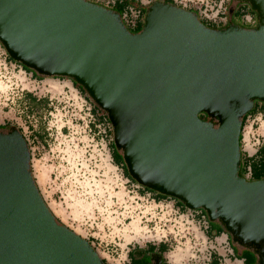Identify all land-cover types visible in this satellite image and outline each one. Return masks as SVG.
Here are the masks:
<instances>
[{
    "label": "water",
    "instance_id": "obj_1",
    "mask_svg": "<svg viewBox=\"0 0 264 264\" xmlns=\"http://www.w3.org/2000/svg\"><path fill=\"white\" fill-rule=\"evenodd\" d=\"M234 1L256 12L255 27L211 28L154 1L131 32L88 0H0V43L37 75L84 89L132 179L203 209L264 264V177L239 175L243 117L264 102V0ZM0 264H106L46 204L16 126L0 129Z\"/></svg>",
    "mask_w": 264,
    "mask_h": 264
},
{
    "label": "rangeland",
    "instance_id": "obj_2",
    "mask_svg": "<svg viewBox=\"0 0 264 264\" xmlns=\"http://www.w3.org/2000/svg\"><path fill=\"white\" fill-rule=\"evenodd\" d=\"M238 3L234 2L235 6ZM233 17L238 15L234 13ZM1 52L0 128L16 126L29 138L32 173L56 219L86 239L107 264H130V250L163 241L169 248L164 253L167 264H204V249L213 243H203L199 232L193 231L203 225L196 209H180L185 215H196L195 226L181 221L171 211L173 203L178 206L174 198L156 200L154 194L127 181L122 167L111 160V123L105 138L88 130L87 116L80 110L67 77L38 75L35 79L18 65L5 63ZM26 92L37 99L47 98V102L30 106ZM263 140L264 115L247 116L241 132L242 160L253 154ZM210 225L214 234L219 224ZM220 229L225 231L221 226ZM227 247L230 248L228 243ZM248 252L255 262L256 254Z\"/></svg>",
    "mask_w": 264,
    "mask_h": 264
},
{
    "label": "built area",
    "instance_id": "obj_3",
    "mask_svg": "<svg viewBox=\"0 0 264 264\" xmlns=\"http://www.w3.org/2000/svg\"><path fill=\"white\" fill-rule=\"evenodd\" d=\"M90 1V0H88ZM92 2H96L98 4H103L104 7L111 9L114 1L115 0H91ZM137 1V4H131L128 6L125 10H123L121 13L122 21L126 28L130 30H135L136 25L138 21L142 20L143 14H144V9L149 6L152 2L154 1H164L165 0H133ZM173 3L179 7H182L184 9L193 11L197 14L199 20L201 19L203 22H206L207 25H212L213 28H223V26L228 25L229 23H235L240 26L242 25H248V26H254L257 25V16L256 14L252 13L249 11V5L247 8H241V14H239L238 18L233 17L234 13L233 10H235L239 5L240 2L238 3L237 6L234 4V0H172ZM233 6V10L230 13V8ZM0 51L1 55L4 56V62L5 63H14L21 67L20 64H18L16 61H12L8 59V54L3 48V46L0 43ZM31 76V73H30ZM71 92L75 96L76 101L80 104V110L85 111V114L87 116L86 119V127L90 132L93 133V135L101 134L102 138H105L108 136L107 134V126L110 125L109 119H107L106 115L103 114L102 111L98 110L94 105V102L90 99L87 98L86 94H81L77 92L74 88L70 87ZM101 117V118H100ZM102 127V128H101ZM20 130V129H19ZM110 130V128H109ZM22 133V131H21ZM23 134V133H22ZM24 138L28 142L29 149L31 148L29 138L26 137L25 133L23 134ZM112 140V138H111ZM110 140V141H111ZM258 149V148H257ZM256 152V151H255ZM254 152V153H255ZM253 153V154H254ZM30 155H31V150H30ZM252 155V154H251ZM112 160V159H111ZM248 174L247 177H245L247 180H251L250 173L247 172L246 175ZM127 178V177H126ZM127 181L130 182V180L127 178ZM134 183L137 187L142 186L138 184L137 182H132ZM151 193V192H149ZM181 207L180 206H171V211H174L175 215L181 219V221H185L188 224L195 225V218L197 215V219L199 222H201L203 225L200 224L197 229L193 230L194 232H199L197 233L201 238L202 242L205 244H208V242H212L209 234L207 233L208 229V218L207 215L202 212L201 209H196L195 211L197 214H187L185 215L184 213L180 212ZM190 209L189 211H191ZM196 226V225H195ZM199 229V230H198ZM192 231V230H191ZM189 232V231H188ZM201 232V233H200ZM191 235V232L189 233ZM185 236V235H184ZM194 237V235H193ZM204 240V241H203ZM165 242V241H163ZM166 243V242H165ZM167 244V243H166ZM200 250V249H199ZM204 250H207L206 255L203 258V263L204 264H212L211 259H212V254L216 252V248L214 245H208V247ZM202 252V251H200ZM217 259H218V264H227V259L230 260V264H235L234 261H240V264H242V260L239 259L236 255H234L232 252L230 254H217Z\"/></svg>",
    "mask_w": 264,
    "mask_h": 264
},
{
    "label": "trees",
    "instance_id": "obj_4",
    "mask_svg": "<svg viewBox=\"0 0 264 264\" xmlns=\"http://www.w3.org/2000/svg\"><path fill=\"white\" fill-rule=\"evenodd\" d=\"M165 2H169V3L174 4L172 0H165ZM131 4L136 5L137 1H133V0H115L111 9L117 11L118 13H121L123 10H125ZM247 6L248 5L245 4L244 2H240V5L234 10L235 15L239 16V14H241V8H244V7L247 8ZM249 11L252 12L251 9H249ZM200 21L203 22L201 19H200ZM141 26H142V20L138 21L134 31H137V30L139 31L142 28ZM8 59L12 60L9 56H8ZM12 61H14V60H12ZM24 68L26 70L32 71L31 69H29V68H27L25 66H24ZM82 91L86 94V92L84 91L83 88H82ZM25 96L30 101V106H34V105L38 106V104H44L45 102H47V98H42V99L39 98V99H37L35 96L31 95L28 92H26ZM94 106L98 110L102 111L103 114L106 115V113L102 109H100L96 104ZM31 109H32V107H31ZM254 113H262L264 115V102L256 101L254 103L253 109L249 113L244 115L243 120H242L241 132H242V127H243V125L245 123V119L247 118V116H249L251 114H254ZM199 116L201 118H206L205 114H199ZM106 117H107V115H106ZM107 119H108V117H107ZM0 129H2V128H0ZM39 136H40V138L43 139V136H42L41 133H39ZM240 141H241V135H240ZM109 144H110V149H111L112 162L115 165L122 167L125 177H127L130 180V182H136L128 174L127 169H126L125 164H124L123 159H122V155H121V153L119 151L116 150V148L114 146V143H113V139L109 142ZM247 172L250 173V177L253 180L260 179V178L264 177V140H263V143L258 147V149L256 150V152L254 154L246 156L245 159H243V160H242V157H241L239 174L242 175L241 173L245 174ZM142 189L144 191H146V192H152L154 194L156 200H161V199L169 197V196L157 193V192H155V191H153V190H151L149 188L143 187V186H142ZM176 203L181 208H185V206L179 200H177ZM201 210H202V212L204 214H206L203 209H201ZM210 222L211 221L208 220L207 233L212 235V237L218 236L221 233H225V231H223L222 229L219 228V229H216L214 231V234H212ZM229 239H230V237H229ZM147 248L151 249V250L154 249V248H157L161 252H165V251L169 250L168 245L165 242H160L158 244L149 243V244H147ZM134 249L130 250L129 253H128L130 264H141L142 263V259H139V258H137L135 256ZM246 256H247V259L245 261V264H252L253 260H252L251 256L250 255H246ZM237 257L239 258V256H237ZM103 261L106 263V261L104 259H103ZM211 262H212V264H218L217 255L215 253L212 254Z\"/></svg>",
    "mask_w": 264,
    "mask_h": 264
},
{
    "label": "flooded vegetation",
    "instance_id": "obj_5",
    "mask_svg": "<svg viewBox=\"0 0 264 264\" xmlns=\"http://www.w3.org/2000/svg\"><path fill=\"white\" fill-rule=\"evenodd\" d=\"M232 24H235V23H232ZM131 32L133 30H130ZM21 65V64H20ZM21 70H23L24 72L26 73H31V77L33 76L35 79L38 78V75L34 72V71H29V70H26L24 68V66L21 65ZM67 81L69 82V86L74 88L77 92L81 93V94H85L83 91H82V88L76 83L74 82L71 78H67ZM87 98L88 95L86 96ZM151 194H153L151 192ZM175 202H177V199H175ZM217 223V222H216ZM216 229H219L220 226L216 225ZM227 238L229 239V235L225 232ZM230 240V239H229ZM230 245H231V250H232V253L236 256H239V259L242 260V264H245V261L247 259V256L246 255H250V253L248 252L249 250L248 249H242L240 247H234L233 244L230 242ZM251 251V250H250ZM158 252H155V251H149L148 254H144L146 255V260L148 263L146 264H167L163 258H161V260H159L158 256H157ZM144 255H138L137 253H135V256H137V258L141 259L140 257H143ZM251 256V255H250ZM256 262V261H255ZM255 262H252V264H254Z\"/></svg>",
    "mask_w": 264,
    "mask_h": 264
},
{
    "label": "crops",
    "instance_id": "obj_6",
    "mask_svg": "<svg viewBox=\"0 0 264 264\" xmlns=\"http://www.w3.org/2000/svg\"><path fill=\"white\" fill-rule=\"evenodd\" d=\"M233 12H234V10H233ZM210 238L212 240L213 245L216 248V250H215L216 252H214L216 255L217 254L226 255V254H230V252H232L231 245H230L229 242H227L228 238H227L225 233H221L220 235L215 236V237H212V235H210ZM225 241H226V243H225ZM227 243H228L230 248L227 247ZM134 251H135L134 253H137L138 255L139 254L140 255H144V254H148L149 251H155V252H158V254H160L161 258H163V259H164V253L166 252V251L165 252H161L157 248H154L152 250L148 249L147 245L144 246V247L135 248ZM140 258L142 259V263L141 264L148 263L147 260H146V258H147L146 255H144L143 257H140ZM164 261H165V259H164ZM226 261H227V264H230V260L229 259H227Z\"/></svg>",
    "mask_w": 264,
    "mask_h": 264
}]
</instances>
